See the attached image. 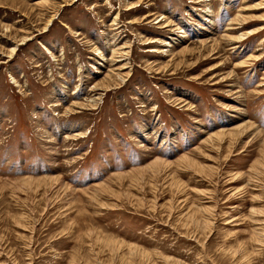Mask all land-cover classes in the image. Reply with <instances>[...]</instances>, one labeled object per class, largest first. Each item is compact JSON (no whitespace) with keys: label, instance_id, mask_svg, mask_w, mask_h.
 Returning a JSON list of instances; mask_svg holds the SVG:
<instances>
[{"label":"rangeland","instance_id":"rangeland-1","mask_svg":"<svg viewBox=\"0 0 264 264\" xmlns=\"http://www.w3.org/2000/svg\"><path fill=\"white\" fill-rule=\"evenodd\" d=\"M0 264H264V0H0Z\"/></svg>","mask_w":264,"mask_h":264},{"label":"bare ground","instance_id":"bare-ground-1","mask_svg":"<svg viewBox=\"0 0 264 264\" xmlns=\"http://www.w3.org/2000/svg\"><path fill=\"white\" fill-rule=\"evenodd\" d=\"M138 5H139V3H138ZM50 23H51V21H49L48 24H47V26L45 27L46 30H47L48 26L50 25ZM46 30H45V31H46ZM14 52H16V51H15V48L11 51V54L14 53ZM106 82H107V81H106ZM102 84H103V83H102ZM105 87H106V86H105Z\"/></svg>","mask_w":264,"mask_h":264}]
</instances>
